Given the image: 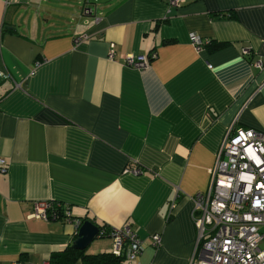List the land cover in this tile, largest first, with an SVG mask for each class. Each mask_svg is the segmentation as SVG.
Returning <instances> with one entry per match:
<instances>
[{
    "label": "crops",
    "instance_id": "obj_1",
    "mask_svg": "<svg viewBox=\"0 0 264 264\" xmlns=\"http://www.w3.org/2000/svg\"><path fill=\"white\" fill-rule=\"evenodd\" d=\"M168 1L90 0L86 17L83 0H0V264H48L86 220L131 225L133 264H189L191 197L227 129L264 133V0ZM44 202L69 218L33 217Z\"/></svg>",
    "mask_w": 264,
    "mask_h": 264
},
{
    "label": "built area",
    "instance_id": "obj_2",
    "mask_svg": "<svg viewBox=\"0 0 264 264\" xmlns=\"http://www.w3.org/2000/svg\"><path fill=\"white\" fill-rule=\"evenodd\" d=\"M89 4L90 0H83V16H92ZM168 5L179 6L180 1L169 0ZM190 42L197 51L202 49L198 36L191 34ZM249 54L247 48L241 49V55ZM155 56L153 53L149 57L128 55L126 64L143 70L148 67L149 58ZM254 66L262 70L264 62L255 61ZM0 78L10 79V75L0 72ZM5 172L6 161L0 159V174ZM132 172L141 173L138 168ZM209 174L207 190L191 197L197 242L189 264H264V133L231 125ZM54 208L52 203H38L32 216L58 219ZM64 215L69 218L67 211ZM80 224L77 222L78 227ZM101 237H110L113 255L123 257L127 263H136L145 247L129 224L99 230L97 238ZM149 240L155 249L161 246L159 234L151 235Z\"/></svg>",
    "mask_w": 264,
    "mask_h": 264
},
{
    "label": "trees",
    "instance_id": "obj_3",
    "mask_svg": "<svg viewBox=\"0 0 264 264\" xmlns=\"http://www.w3.org/2000/svg\"><path fill=\"white\" fill-rule=\"evenodd\" d=\"M220 45H213V49H217ZM55 211L58 216L64 217V209L60 205H54ZM99 230L108 231V228L104 226H98ZM81 264H125L123 257H117L113 255L112 252L103 253H87L85 250H75L72 246H68L65 250L61 252L52 253L48 259V264H75L76 262Z\"/></svg>",
    "mask_w": 264,
    "mask_h": 264
},
{
    "label": "water",
    "instance_id": "obj_4",
    "mask_svg": "<svg viewBox=\"0 0 264 264\" xmlns=\"http://www.w3.org/2000/svg\"><path fill=\"white\" fill-rule=\"evenodd\" d=\"M99 228L91 221H83L77 231V236L72 243V248L75 250H85L98 237Z\"/></svg>",
    "mask_w": 264,
    "mask_h": 264
},
{
    "label": "rangeland",
    "instance_id": "obj_5",
    "mask_svg": "<svg viewBox=\"0 0 264 264\" xmlns=\"http://www.w3.org/2000/svg\"><path fill=\"white\" fill-rule=\"evenodd\" d=\"M102 240H103V237H101V238H96L95 240H93V242L102 241ZM93 242H92V243H93ZM92 243H91V244H92ZM88 248H89V247H88ZM88 248H87V249H88ZM90 248H91V247H90Z\"/></svg>",
    "mask_w": 264,
    "mask_h": 264
}]
</instances>
